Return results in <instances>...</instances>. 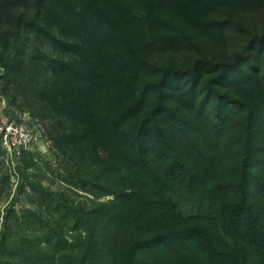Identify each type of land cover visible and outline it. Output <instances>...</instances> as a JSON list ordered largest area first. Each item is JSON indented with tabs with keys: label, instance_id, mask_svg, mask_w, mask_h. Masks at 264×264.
I'll return each instance as SVG.
<instances>
[{
	"label": "rangeland",
	"instance_id": "obj_1",
	"mask_svg": "<svg viewBox=\"0 0 264 264\" xmlns=\"http://www.w3.org/2000/svg\"><path fill=\"white\" fill-rule=\"evenodd\" d=\"M39 14L42 18L38 0H0V264H27L28 254L15 250L12 243L37 241L35 224L62 222L63 218L88 220L79 232H72L71 224L57 227L67 241V253L75 249L80 256L87 253L93 231L99 245L95 247L97 264H125L129 253L134 264H166L137 244L168 232L181 234L179 243L186 252L195 247L206 252L221 249L223 264H264V248L254 247L248 237L252 218L264 227V142L260 141L249 171L247 205L238 211H233L238 196L227 188L229 175L234 177L237 154L227 152L222 166L214 170L191 159L177 144L178 154L202 170L190 179L172 160L148 156V182L135 189L129 201L121 202L118 198L124 185L106 177V154L94 148L81 126L58 111L55 97L61 85L50 62L71 63L75 57L57 49L52 41L53 37L65 39L69 30L34 22ZM160 14L186 37L190 47L145 50L147 67L140 88L148 95V105L159 96V83L168 70L172 81L165 89V104L191 125L195 135L192 104L177 90L186 85L184 73L198 61L239 66L264 87V6L214 13L213 19L232 23L226 32L215 35L194 30L171 12ZM202 73L203 81L194 88L197 95L203 94L211 78ZM231 82L218 85L219 91L245 98L241 96L244 85ZM138 122L131 120L126 127L132 129ZM232 212L235 215L229 224ZM5 223L13 231L6 234V242ZM38 235L42 238L43 233Z\"/></svg>",
	"mask_w": 264,
	"mask_h": 264
},
{
	"label": "trees",
	"instance_id": "obj_2",
	"mask_svg": "<svg viewBox=\"0 0 264 264\" xmlns=\"http://www.w3.org/2000/svg\"><path fill=\"white\" fill-rule=\"evenodd\" d=\"M38 4L43 17L39 14L34 22L68 29L70 35H65V39L53 37L52 41L57 49L75 57L71 63L50 62V69L61 85L55 97L58 111L81 126L94 148L106 154L103 161L106 177L124 185L118 200L129 201L134 190L148 182V156L160 161L172 160L193 179L195 171L202 167L184 160L175 148L177 144L186 149L191 159L196 158L214 170L222 166L227 152H235L234 177L229 175L231 182L227 188L238 196L233 211L246 207L249 171L261 148L260 141L264 142V87L259 79L239 66L210 61H198L194 68L187 70L184 73L186 85L177 91L190 99L196 117L195 135L191 133V125L165 104L164 94L172 81L171 72H163L159 96L152 105H148V95L141 90L140 82L147 67L143 56L147 48L190 47L174 24L161 17L162 11L171 12L198 32L215 35L226 32L232 23L213 19L214 13L235 7L259 9L264 6V0H38ZM202 71L211 78L203 94L197 95L194 88L203 81ZM227 80L244 85L245 94L241 96L245 98L221 93L218 85ZM237 95L240 96V92ZM136 118L139 122L128 129L127 123ZM203 158H206L205 163ZM46 204L40 203L42 207ZM234 215L232 212L229 216V224ZM80 219L72 222L63 218L62 222L55 223L41 220L34 229L43 233L42 238L37 233V241L12 244L15 250L28 254L27 264H97L99 245L96 247L93 231L87 253L80 256L75 249L67 253V241L57 227L60 223L71 224V231L79 232L81 224L88 222ZM12 232L5 223L4 242L6 234ZM180 237L177 232H168L137 245L166 264L224 263L221 249L206 252L195 247L186 252L180 246ZM248 237L254 247L264 248V227L253 218ZM125 264H134L131 253Z\"/></svg>",
	"mask_w": 264,
	"mask_h": 264
}]
</instances>
